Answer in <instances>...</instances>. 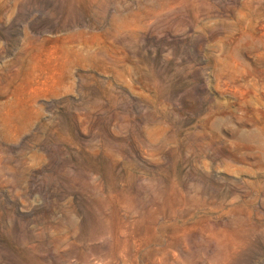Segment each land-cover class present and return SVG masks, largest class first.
<instances>
[{
	"label": "rangeland",
	"instance_id": "374dc122",
	"mask_svg": "<svg viewBox=\"0 0 264 264\" xmlns=\"http://www.w3.org/2000/svg\"><path fill=\"white\" fill-rule=\"evenodd\" d=\"M0 264H264V0H0Z\"/></svg>",
	"mask_w": 264,
	"mask_h": 264
}]
</instances>
